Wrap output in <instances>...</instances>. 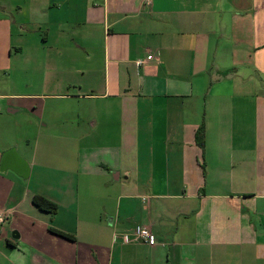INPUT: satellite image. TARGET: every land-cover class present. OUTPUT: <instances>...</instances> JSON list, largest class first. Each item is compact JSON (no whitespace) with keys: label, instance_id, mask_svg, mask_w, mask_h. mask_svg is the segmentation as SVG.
<instances>
[{"label":"crops","instance_id":"1","mask_svg":"<svg viewBox=\"0 0 264 264\" xmlns=\"http://www.w3.org/2000/svg\"><path fill=\"white\" fill-rule=\"evenodd\" d=\"M0 212V264H264V0H0Z\"/></svg>","mask_w":264,"mask_h":264},{"label":"built area","instance_id":"2","mask_svg":"<svg viewBox=\"0 0 264 264\" xmlns=\"http://www.w3.org/2000/svg\"><path fill=\"white\" fill-rule=\"evenodd\" d=\"M152 60V56L149 55L146 57V61ZM142 61H139L138 64H142ZM7 218V214L0 212V227L3 225ZM125 241L133 242H143L148 246L152 247L156 244V237L150 232V230L144 226L137 225L129 233L124 235Z\"/></svg>","mask_w":264,"mask_h":264},{"label":"trees","instance_id":"3","mask_svg":"<svg viewBox=\"0 0 264 264\" xmlns=\"http://www.w3.org/2000/svg\"><path fill=\"white\" fill-rule=\"evenodd\" d=\"M203 128L200 127L197 132H196V142L199 146L203 145ZM31 203L33 206L37 207L39 210L44 211L49 213L51 216H54L57 212V206L55 203L49 201L48 199L39 196V195H34L31 199ZM54 233H56L57 235L69 238V239H73L72 236L68 235V234H64L60 231L57 230H51Z\"/></svg>","mask_w":264,"mask_h":264},{"label":"water","instance_id":"4","mask_svg":"<svg viewBox=\"0 0 264 264\" xmlns=\"http://www.w3.org/2000/svg\"><path fill=\"white\" fill-rule=\"evenodd\" d=\"M15 153L17 154V152L15 151V149H9V150H7L4 153L3 157H2V166L5 165V164H7V163H13V162L16 163V164H18L19 163V160L14 161L15 160ZM16 159H17V157H16ZM18 165H20V164H18ZM15 167H17V166H15Z\"/></svg>","mask_w":264,"mask_h":264},{"label":"rangeland","instance_id":"5","mask_svg":"<svg viewBox=\"0 0 264 264\" xmlns=\"http://www.w3.org/2000/svg\"><path fill=\"white\" fill-rule=\"evenodd\" d=\"M22 74V75H21ZM21 74H19V73H16V74H11V76H10V78L12 79V78H15V79H19V77H21V78H25V74H24V72H21ZM21 75V76H20ZM63 106H65L67 109H69L70 108V106H69V104H63ZM58 117H59V115H57ZM62 116V115H61ZM63 118V117H62Z\"/></svg>","mask_w":264,"mask_h":264}]
</instances>
